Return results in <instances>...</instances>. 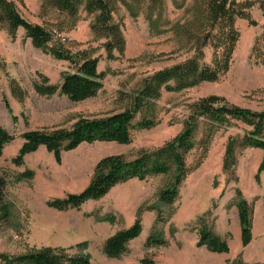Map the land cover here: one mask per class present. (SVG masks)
<instances>
[{
  "label": "rangeland",
  "instance_id": "374dc122",
  "mask_svg": "<svg viewBox=\"0 0 264 264\" xmlns=\"http://www.w3.org/2000/svg\"><path fill=\"white\" fill-rule=\"evenodd\" d=\"M9 1L25 20L51 34L50 48L61 47L81 55L79 61L98 59V71L105 74V79L98 95L84 102H71L60 89L51 97L42 96L35 88L44 84L42 76L50 85L60 86L63 74L77 72L78 64L57 60L49 49L35 47L23 28L13 34L7 24L0 27V124L14 136L0 159V168L10 176L0 209V264H7L3 257L11 259L49 248L65 249L69 254L83 252L91 257L92 264H142L145 259L155 264H264V171L260 172L264 152L238 146L235 163L230 170H224L229 141H242L254 130L242 121H233L229 128L214 135L200 167L182 184L179 199L174 205L161 207V222L156 212H142V234L130 242L128 252L120 259L106 257L105 241L113 233L130 228L141 206L158 203L159 193L173 183L175 168L168 175L119 185L105 198L87 202L80 209L59 211L49 206L56 199L85 190L103 158L124 155L134 159L144 151H156L174 141L204 99L215 97L230 106L264 112V10L260 5L249 11L255 25L245 19L236 20L240 37L229 71L215 83L179 93L163 90L155 112L157 126L134 131L129 145L84 144L63 153L61 163L40 147L25 157L22 166H17L13 160L24 144V133L70 130L81 119H102L127 111L155 73L186 63L200 52L204 62L210 64L214 48L204 38L209 31L193 21V0H176L178 4L164 0L159 29L150 28L145 4L128 0L138 13L132 17L117 0L113 22L121 27L125 45L122 52L117 48L110 53L106 47L110 39L93 29L96 14L89 15L81 9L77 18H70L48 0ZM141 118L138 115L136 121ZM201 138V134L197 135V140ZM201 156L202 150L197 147L187 155L186 165L193 167ZM27 170L34 171V178L16 182L15 177ZM236 189L253 207V240L245 248L235 206ZM105 217H113L115 222L102 220ZM203 228L227 240L230 252L218 254L198 247ZM152 233L163 236L168 244L147 247L146 240Z\"/></svg>",
  "mask_w": 264,
  "mask_h": 264
},
{
  "label": "trees",
  "instance_id": "16d2710c",
  "mask_svg": "<svg viewBox=\"0 0 264 264\" xmlns=\"http://www.w3.org/2000/svg\"><path fill=\"white\" fill-rule=\"evenodd\" d=\"M50 5L70 18H77L83 9L87 14H96L93 29L106 35L110 41L108 51L117 48L124 50V37L121 27L113 22L114 7L117 0H48ZM138 5L147 6L146 19L151 29H159L163 19L164 0H132ZM192 15L195 22L209 31L204 37L206 42H212L214 48L213 59L210 64L204 62V55L196 53L190 61L178 64L155 73L148 79L133 100L132 108L112 114L102 119H81L70 130H58L53 133L30 131L23 134L24 144L13 163L17 166L24 164L26 156L45 147L51 152L56 161L61 163L63 153L76 150L81 145L95 143H117L129 145L132 142V133L136 130H150L157 126L155 118L157 102L162 98L163 90L179 93L197 87L204 83H215L230 69L232 56L240 34L235 24L237 19H245L251 25L256 23L251 19L250 10L259 4L264 10V0L238 2L236 0H193ZM132 17H137L128 0H121ZM174 4H178L174 0ZM179 6V5H178ZM179 8H182L179 6ZM7 24L13 34L23 28L26 38L30 39L35 47L49 49V53L60 61L78 64L77 72L64 73L60 86L49 84L48 78L42 76L44 84H37L36 90L42 96L51 97L60 89L61 94L73 103H80L95 98L103 89L105 74L98 71V59L78 58L61 47H49L51 34L42 26L25 20L16 5L9 0H0V27ZM79 62V63H77ZM141 115V120L136 121ZM233 121H242L254 127L251 135L242 141L230 140L224 157V170H230L235 163L234 151L238 146L243 148L259 149L264 152V112L257 113L251 110L230 106L215 97L204 99L196 107L194 114L186 123L184 131L165 147L151 152H142L134 159H127L124 155H111L100 160L94 169V175L85 190L78 194H71L65 199H56L49 206L59 211L80 209L90 201H99L107 196L115 187L131 180L145 181L152 177L168 175L175 168V176L170 187L163 189L158 195V203L152 206L140 207L135 223L128 229L120 230L109 237L103 247V253L109 259H120L128 252L130 242L138 239L143 231L142 212L145 209L157 214V221L163 220L162 206L174 205L180 196V188L187 176L200 167L206 157L214 135L229 128ZM201 126V127H200ZM202 138L197 140V135ZM14 136L0 124V159L5 148L11 144ZM200 147L202 159L193 167L186 165L189 153ZM264 171V161L260 172ZM34 171L27 170L15 177L16 182L32 180ZM9 175L0 168V209L5 201V192ZM238 210L242 246L247 247L253 240V207L242 196L240 189L235 190ZM102 220L113 224V217ZM167 240L152 233L146 240L147 247H164ZM198 247L218 254L230 252L228 241L215 234L212 230L203 228L200 231ZM77 246V248H79ZM82 247H86L85 244ZM7 264H92L91 257L83 252L69 254L67 250L44 249L31 252L14 258L3 257ZM142 264H155L153 260L145 259ZM234 264H241L236 262Z\"/></svg>",
  "mask_w": 264,
  "mask_h": 264
},
{
  "label": "crops",
  "instance_id": "0c3cea01",
  "mask_svg": "<svg viewBox=\"0 0 264 264\" xmlns=\"http://www.w3.org/2000/svg\"><path fill=\"white\" fill-rule=\"evenodd\" d=\"M104 198H105V197H104ZM148 219H150V217H148ZM132 223H133V220H131V224H132ZM131 224H130V225H131ZM109 228H110V226H108L105 230H107V229H109ZM123 229H124V228H123ZM113 234H115V233H113ZM113 234H112V235H113ZM112 235H111V236H112ZM108 238H109V237H108Z\"/></svg>",
  "mask_w": 264,
  "mask_h": 264
}]
</instances>
